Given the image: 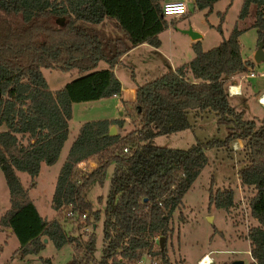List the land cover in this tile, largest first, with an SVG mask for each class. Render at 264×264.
<instances>
[{
  "label": "trees",
  "instance_id": "16d2710c",
  "mask_svg": "<svg viewBox=\"0 0 264 264\" xmlns=\"http://www.w3.org/2000/svg\"><path fill=\"white\" fill-rule=\"evenodd\" d=\"M219 1L193 0V4L208 15ZM163 4L162 0H0V169L10 204L0 217V227L10 229L19 242L20 259L37 254L47 239L57 250L66 244L83 250L68 264H134L143 253L156 264H173L166 244L162 251L159 245L155 249L156 237L166 240L171 235V214L208 164L205 152L239 141L245 165L238 179L242 187L252 190L248 208L257 222L246 233L248 252L251 264H264V118L259 125L244 121L227 94L231 79L253 65L242 59V31L236 25L217 46L205 52L196 41L195 56L187 64L136 87L132 109L139 129L108 136L112 126L123 129L122 119L90 121L79 127L51 203L56 212L71 205L79 214L92 212L95 224L102 220L98 261L94 234L80 243L59 221L41 218L17 177L22 172L33 180L42 163L50 166L58 160L69 134L73 104L109 99L121 92L113 69L124 55L137 46H160L159 35L168 26ZM252 8L249 27L264 46V0H244L238 19L247 18ZM219 20L215 29L222 35L224 14H219ZM105 21H111L125 38L104 32L99 25ZM100 61L107 68L95 71ZM42 68L75 69L82 75L53 93ZM190 111L196 117L212 113L216 125L228 127L227 136L197 142L187 150L152 143L157 136L190 129ZM88 158L96 159L97 168L82 174L76 164ZM111 163L115 169L109 191L97 199L104 208L93 212L82 194L89 183L102 182ZM233 195L230 188L215 193L210 188L209 207L228 212L235 205Z\"/></svg>",
  "mask_w": 264,
  "mask_h": 264
},
{
  "label": "rangeland",
  "instance_id": "374dc122",
  "mask_svg": "<svg viewBox=\"0 0 264 264\" xmlns=\"http://www.w3.org/2000/svg\"><path fill=\"white\" fill-rule=\"evenodd\" d=\"M164 3L166 0H162ZM168 2H182L187 8V14L180 18H168V26L160 33L162 49L165 54L171 55L172 63L182 65L193 59L195 52L187 47V36L180 33V29L191 25L203 34L201 49L205 51L217 46L224 38L230 35V31L236 25L242 31L239 37V47L242 59L253 62L248 72L237 75L231 81L240 84L243 88L241 96H235L230 103L235 105L243 115V120H253L259 125L264 118V106L257 104L256 99L264 93V61L256 63L254 55L258 46L257 32L249 26L253 21V8L250 15L239 20V11L244 0H221L213 6V10L206 15L205 11L194 8L193 0H167ZM219 14H224L221 25V35L215 27L219 25ZM104 27V26H103ZM108 35L125 38L123 33L112 29L107 23L103 28ZM264 50V47H263ZM128 57H124L122 64L116 70L120 82L125 87L133 81L141 86L145 83L170 73L169 62L150 51L147 47L137 46L130 51ZM146 62V63H145ZM104 61H100L95 69H106ZM49 90L53 93L60 91L66 84L78 79L82 74L77 70L61 71L60 69H41ZM253 73L254 77L247 75ZM230 83V82H229ZM228 83V84H229ZM239 98V99H238ZM240 100V101H239ZM113 101L100 99L90 102H78L71 107L72 118L68 123L69 134L63 144L58 160L53 165L42 163L40 172L31 180L27 173L17 172V177L27 190L28 196L35 205L38 214L44 220H57L61 223L64 231L80 243L94 234L96 239V251L94 257L98 261L101 257L102 220L95 224L92 212L85 211V218L69 220L65 217L68 207L56 212L52 208L51 198L55 189L57 176L65 161L70 145L79 133V127L90 121H97L109 116L105 110ZM237 102V103H236ZM113 114L116 119L125 117L124 134L139 129L138 120L132 109V104ZM109 112V111H108ZM188 120L190 129L171 134V136H157L153 144L168 149L187 150L197 142H207L211 139L223 140L228 134V127L216 125V119L212 113L198 117L193 111L189 112ZM125 123V122H124ZM239 143V144H238ZM241 144V145H240ZM208 164L201 171L190 190L182 196V205L174 209L171 214L172 233L164 241L167 255L173 264H198V260L208 255L212 264H231L234 260H241L243 264H251L252 259L249 251V241L245 234L248 228L257 225L250 216L248 202L252 196L250 188H244L238 179V173L245 165L243 144L239 141L232 142L227 148H210L205 152ZM105 172L101 183H89L82 194L84 202L91 205V210L102 211L104 202L99 203V197L105 198L110 187V179L115 169L111 163ZM217 190L232 189L235 205L228 212L209 207V193ZM9 192L5 185L3 173L0 169V217L9 209ZM82 215V212L80 213ZM181 215V216H180ZM87 228V230H85ZM158 246L157 240L154 245ZM19 242L6 228L0 227V264H68L72 257H80L81 251L75 250L73 245H64L57 250L51 241L45 243V247L37 254H29L23 259L18 254ZM140 259L141 264H156L146 253ZM95 264V263H94ZM137 264V263H134Z\"/></svg>",
  "mask_w": 264,
  "mask_h": 264
},
{
  "label": "crops",
  "instance_id": "0c3cea01",
  "mask_svg": "<svg viewBox=\"0 0 264 264\" xmlns=\"http://www.w3.org/2000/svg\"><path fill=\"white\" fill-rule=\"evenodd\" d=\"M230 1V0H229ZM165 3H168V1L166 0L165 1ZM188 12V11H187ZM187 14V13H186ZM246 19V18H245ZM107 23H109L110 25H111V27H112V23H111V21H105V22H103L101 25H99V27L104 31V27H105V25L107 24ZM104 26V27H103ZM113 29V28H112ZM187 29H191V31L192 32H195V33H197V34H199L200 35V37H199V39H197V40H193V39H191L190 37H189V35H186L185 33H183L182 31H184V30H187ZM180 33H182V35H186L187 36V47L189 48V49H192V45L196 42V41H199V43H200V45H201V41H202V39H203V34L202 33H200L196 28H194L192 25H191V22L189 21V23L187 24V26H185V27H183L182 29H180ZM161 35V34H160ZM160 35H159V39H160ZM142 46V45H141ZM144 47H147L148 49H150V51L151 50H153V52H155V53H157V54H159V55H161L163 58H164V61H166V62H169V71H172V70H174L176 67H178V66H180V65H176L175 63H172V60H171V55H168V54H165L164 52H162L163 51V49H162V41H161V39H160V46L158 47V48H154V47H152L151 45L149 46V45H143ZM136 48V47H135ZM133 49V48H132ZM132 51V50H131ZM131 53H130V51L128 52V54H126V55H124L121 59H120V61L114 66V69H113V72L115 73V75H116V70H117V68H118V66L120 65V64H122V60L124 59V57H128L129 55H130ZM243 60H246V59H244L243 58ZM190 61V60H189ZM146 63V62H145ZM188 63V62H187ZM187 63H183V64H187ZM182 64V65H183ZM116 77H117V79L119 80V78H118V76L116 75ZM119 82H120V80H119ZM120 84H121V88H120V90H121V92L119 93V94H117V96H115V97H112L111 98V100L113 101L111 104H110V106H109V108H108V105H106L107 106V109L105 110V112L109 115V116H107V117H105V118H103V119H98V120H116V118L114 117V115L113 114H110L111 112H113V113H115V111L117 112H119L120 111V115H122L123 114V112H124V108L125 107H128L130 104H132L133 102H134V100H135V96H136V87L138 86V83L136 82V81H133V83L132 84H128L127 86H123L122 85V83L120 82ZM241 86V85H240ZM243 94V88L241 87V95ZM240 95V96H241ZM239 97V96H238ZM234 98H237V97H231V100L232 99H234ZM239 99V98H238ZM100 100V99H99ZM240 101V100H239ZM237 103V102H236ZM236 105V104H235ZM234 105V106H235ZM109 111V112H108ZM118 119H122L123 120V122H125L124 124H123V129L125 128V124H126V119H125V117H120V118H118ZM114 127V126H113ZM123 129L122 130H119L118 131V128L116 127V133H120L122 136L123 135H125L124 134V132H123ZM72 144V143H71ZM239 144V143H238ZM241 145V144H240ZM9 233H11L10 231H9ZM245 237H246V234H245ZM204 256V255H203ZM202 256V257H203ZM213 263V262H212ZM211 263V264H212Z\"/></svg>",
  "mask_w": 264,
  "mask_h": 264
},
{
  "label": "built area",
  "instance_id": "2783aa9c",
  "mask_svg": "<svg viewBox=\"0 0 264 264\" xmlns=\"http://www.w3.org/2000/svg\"><path fill=\"white\" fill-rule=\"evenodd\" d=\"M180 4H183V5H184V11H183L182 13H173V14H169V13H166V12H165V8H166L167 6H177V5H180ZM186 13H187V8H186L185 4L182 3V2H168V3H164V4H163V7H162V14H163V16H165L167 19H168V18H174V19H175V18H180V17L185 16ZM247 77H249V78H253V77H254V74L251 72V73H249V74L247 75ZM233 87L238 88V92H237V93H232V92L230 91V89L233 88ZM227 94H228V96H229L230 98H231V97H235V96H240V95H241V87H240V84H235V82H230V83L227 85ZM115 96H117V94H115L113 97H115ZM262 96H264V93L257 97L256 102H257L258 105H260V106L263 107L264 104H261V103H260V98H261ZM124 152H127V150L124 149ZM96 168H97V161H96V159H94V158L84 159V160H81L79 163L76 164V169H77V171L81 172L82 174H90V173H91L93 170H95ZM65 217H66L67 219H69V220H73V219H75V218H80V219H82V218H85V217H86V213L84 212V213H82V215H80L78 212L73 211L71 205H69V206H68V210H67V212H66V214H65ZM85 230H87V228H85ZM156 240H157V242H158L159 239L156 237L155 242H156ZM203 260H204V258L201 257V258L198 260L197 263H198V264H203ZM140 262H141V260L138 261L137 264H141Z\"/></svg>",
  "mask_w": 264,
  "mask_h": 264
},
{
  "label": "water",
  "instance_id": "95a60500",
  "mask_svg": "<svg viewBox=\"0 0 264 264\" xmlns=\"http://www.w3.org/2000/svg\"><path fill=\"white\" fill-rule=\"evenodd\" d=\"M183 33H185L186 35H189V37L193 40H197L199 39L200 35L195 33V32H192L191 29H187V30H184L182 31ZM263 43L260 42L258 43V46H257V51L254 55V61L256 63H261L262 61H264V50H263ZM108 136H115L116 135V127H110V130L107 134ZM143 201H146V199H143ZM9 231H11L9 229ZM48 240L45 239L44 243H46ZM164 241H165V238L164 237H160L159 240H158V245H159V248L160 250L162 251L163 250V247H164ZM231 264H243V262L241 260H234L231 262Z\"/></svg>",
  "mask_w": 264,
  "mask_h": 264
},
{
  "label": "clouds",
  "instance_id": "9594fccd",
  "mask_svg": "<svg viewBox=\"0 0 264 264\" xmlns=\"http://www.w3.org/2000/svg\"><path fill=\"white\" fill-rule=\"evenodd\" d=\"M184 11V5L183 4H180V5H177V6H167L165 8V12L166 13H169V14H173V13H182ZM230 91L232 93H237L238 92V88L236 87H233L230 89ZM260 103L261 104H264V96H262L260 98ZM205 261H206V264H211L210 261L207 260V258H205Z\"/></svg>",
  "mask_w": 264,
  "mask_h": 264
},
{
  "label": "bare ground",
  "instance_id": "6f19581e",
  "mask_svg": "<svg viewBox=\"0 0 264 264\" xmlns=\"http://www.w3.org/2000/svg\"><path fill=\"white\" fill-rule=\"evenodd\" d=\"M202 258H204V260H203V264H206L205 258H207V260L210 261V262L212 263V261H211V259H210V257H209L208 255H205V256H203Z\"/></svg>",
  "mask_w": 264,
  "mask_h": 264
}]
</instances>
